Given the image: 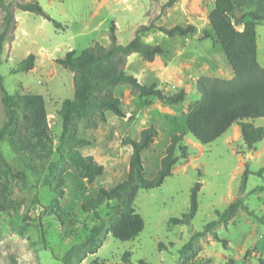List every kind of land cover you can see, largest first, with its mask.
Returning <instances> with one entry per match:
<instances>
[{
	"label": "rangeland",
	"instance_id": "1",
	"mask_svg": "<svg viewBox=\"0 0 264 264\" xmlns=\"http://www.w3.org/2000/svg\"><path fill=\"white\" fill-rule=\"evenodd\" d=\"M21 1L31 0H6L14 9L16 24L13 39L4 42L0 52V75L9 93L43 96L53 154L43 166L31 170L7 141H0V150L12 171L19 173L7 179L5 196L20 202L16 209L0 212V264H64L62 255L83 241L108 211L103 206L87 212L83 204L101 188L109 189L127 176L131 147L123 139L139 138L140 131L150 125L156 127L158 135L142 152L147 177L158 170L172 134L184 135L182 144L187 146V155L177 161L159 187L138 191L134 207L143 217L142 231L127 241L105 231L101 246L81 264H125L122 256L127 251V264H260V252L264 257V190L256 188L264 186V172L257 174L264 165V138L250 150L241 138L226 141L231 132L227 129L214 141L202 144L185 124L188 105L199 98L195 80L201 75L212 76V37L205 38L204 33L212 35L208 13L214 0H175L171 5L169 0H32L60 23V28L41 15L18 9L16 3ZM2 15L0 10V28ZM111 23L116 25L120 44H126L141 24L168 28L195 25L196 33L188 37H168L157 29L143 33L144 42L160 44L164 53L152 62L133 53L125 67L141 83L155 84L165 93L185 89L186 98L182 103L169 104L155 97H139L126 85L118 86L115 94L121 99L125 117L107 111L106 121L95 127L83 122L77 125L76 135L90 141L78 147L79 151L103 165V174L88 181L71 169L65 170L64 194L58 197L46 180L50 162L60 166L65 163L67 150L61 140L62 121L57 111L65 99L73 98V82L72 72L56 59L69 50L79 54L97 41L109 44ZM29 53L35 55L34 67L13 73ZM218 54L229 67L221 48ZM3 120L0 103V125ZM252 121L264 127V118ZM245 165L249 172L240 194ZM196 181L201 183L196 213L186 224L170 223V218H180L188 211ZM238 195L247 210H238L226 224L216 226L215 234L192 237L216 217V210L223 211ZM55 199L58 202L53 204Z\"/></svg>",
	"mask_w": 264,
	"mask_h": 264
},
{
	"label": "trees",
	"instance_id": "2",
	"mask_svg": "<svg viewBox=\"0 0 264 264\" xmlns=\"http://www.w3.org/2000/svg\"><path fill=\"white\" fill-rule=\"evenodd\" d=\"M174 1L169 0L168 5ZM16 7L41 15L56 27H62L37 1L17 2ZM0 10L3 13L0 28L1 52L4 42L14 37L16 18L12 5L6 0H0ZM263 20L264 15H257L252 11L237 12L232 0H214V6L208 13L212 35L205 32L204 36L212 37L219 44L234 76L224 79L201 75L195 80L199 98L188 105L185 124L198 142L207 144L214 141L233 123L239 124L242 140L250 150L255 148L256 142L264 138V127L256 126L252 121L255 118H264V68L256 59V25ZM152 29H157L168 37H188L196 33L193 24L169 28L141 24L126 44H120L117 40L116 25L111 23L109 44L104 45L97 41L79 54L69 50L63 57L56 59L60 66L72 72L73 82V98L65 99L57 111L62 121L61 140L65 141L67 150L65 163L60 166L58 162H50L46 180V184L58 197L64 194L65 170L71 169L78 177L88 181H93L103 174V165L97 163L92 155H83L79 151L78 147L88 145L90 141L76 135L77 125L83 122L87 127H95L98 123L106 121L107 111L115 116L125 117L121 99L115 94L118 86L126 85L139 97H155L169 104L184 102L185 89L181 88L172 94L165 93L155 84L141 83L126 71L127 57L133 53L146 62H152L157 55L164 53L160 44L151 45L141 39L143 33ZM34 63L35 55L29 53L16 64L12 72H27L34 67ZM0 103L4 112V120L0 125V141H7L11 149L22 157L26 167L37 170L53 154V138L49 133L43 96L32 92L9 93L0 75ZM157 135L156 127L150 125L140 131L139 138L127 136L123 139V143L131 147L127 176L109 189L101 188L95 197L83 204V210L87 212L96 211L103 206L108 211L91 227L83 241L74 244L62 255L61 261L64 264H81L87 255L94 254L103 242L105 231L120 241L131 240L142 231L144 220L134 207L138 191L159 187L164 179L171 175L177 161L187 155V146L182 144L184 135L172 134L160 159L158 170L152 177H147L142 152L150 148ZM248 172L245 165L240 194ZM263 172L264 165L258 169L257 174ZM18 174L12 171L0 150V212L14 210L20 205L19 201L5 196L8 190L7 179ZM200 186V181L194 183L190 191L188 211L180 218H170V223L186 224L192 219L198 209ZM256 189L264 190V186ZM57 200L55 199L53 204H56ZM240 209L247 210V207L243 204L241 195H238L223 211L216 210V217L192 237L204 235L206 232L215 234V227L226 224ZM215 237L217 238L216 235ZM221 241L226 246V241ZM260 254L259 262L264 264V257L261 252ZM129 256L130 253L125 252L122 262L127 264ZM141 263L143 264V261Z\"/></svg>",
	"mask_w": 264,
	"mask_h": 264
},
{
	"label": "crops",
	"instance_id": "3",
	"mask_svg": "<svg viewBox=\"0 0 264 264\" xmlns=\"http://www.w3.org/2000/svg\"><path fill=\"white\" fill-rule=\"evenodd\" d=\"M237 12L242 13L246 11H252L257 15H264V0H232ZM214 6V2H213ZM212 6V8H213ZM258 27L260 30L258 31ZM242 29V26H240ZM260 35L264 36V20L256 25V59L260 66L264 68V40ZM221 47L219 44L212 39V77H219L224 79H230L234 76V72L229 64V67L225 65L221 57L218 54V51ZM222 50V49H221ZM223 51V50H222ZM224 53V52H223ZM216 55L217 57H214ZM226 57V56H225ZM255 124V121H253ZM256 125V124H255ZM228 129H231L230 134L225 138L226 141L233 139H239L241 137L240 126L237 123H233Z\"/></svg>",
	"mask_w": 264,
	"mask_h": 264
}]
</instances>
